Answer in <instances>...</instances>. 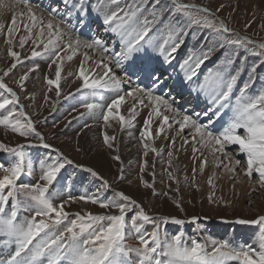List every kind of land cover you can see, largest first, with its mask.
Masks as SVG:
<instances>
[{
    "label": "snow or ice",
    "instance_id": "obj_1",
    "mask_svg": "<svg viewBox=\"0 0 264 264\" xmlns=\"http://www.w3.org/2000/svg\"><path fill=\"white\" fill-rule=\"evenodd\" d=\"M122 2L123 0H96L95 3H89V0H59L58 4L49 7V17L45 22V18L37 16L30 0H16L17 6H25L28 19L23 24L27 35L19 37L18 46L23 49L32 41L35 46L31 51V58L48 55L49 67L55 65V78L46 79V83L48 91H55L57 98L61 96L64 62L72 61L81 48L110 53L116 66L121 69L125 68L126 62H130L124 72L126 80L118 77L110 64L105 63L102 58L96 65L102 66V74L90 76L94 69L85 68L84 62L90 57L87 53L84 54V62L80 64L76 75V79L81 80V85L76 91L86 90L92 97V102L81 105L87 110L86 113H80L81 117H99L105 126H110V120H118L122 127H134L138 105L149 108L140 133L141 139L145 141L144 157L148 156L149 151L157 156L163 152V149H157L147 142H154L152 126L155 118L159 121L157 136L170 132L176 126L175 135L168 137L173 147L177 137L183 140L182 147L190 143L188 137L181 136L188 130L193 159L198 158L197 153L204 157L199 169L201 172L207 165L205 153L213 157L216 167H221L222 161L217 156L230 159L226 148L238 146L237 151L242 154L246 163L244 175L251 180L255 174L258 177L257 183L264 189V77L261 78L260 87L249 92L256 83L260 64L248 63L249 56L264 58V42L257 43L231 29L206 6L184 3L182 0H167L165 4H161V0H132L130 4L121 7ZM102 9L107 11L102 13ZM146 10L153 17L151 21L142 19ZM165 11L170 13L168 36L158 48V56L164 64H171L175 60V54L192 29H195L194 40L203 36L204 41H212L209 48H204L201 44L198 49L190 51L180 64L183 81L189 84L190 90L198 98L202 97L207 103L203 111L191 114L185 111L182 114L174 106L178 103L175 97L165 99L164 95L155 94L164 81L144 61L150 55L149 49L153 48L149 33ZM90 13L102 15L106 31L118 38L111 46L100 38L82 40L79 35L75 38L70 35V32H78L85 27ZM24 15L23 12L15 13L7 26L5 43L8 45L7 54L13 63L0 76V127L27 141L26 144L14 146L0 142V154L8 158L6 162L0 161V173H3L0 176V264H264V216L250 221H236L242 225L259 226L258 233L250 243L190 238L182 230V226L186 223L196 224L198 217L194 216L186 221L174 216L150 215L141 203L125 192L113 189L109 181L93 168L74 164L58 148L47 143L44 135L37 131L35 122L20 105L21 96L4 82V78L22 63L20 53L14 49L17 46L16 34L20 31V20ZM177 15L180 16L179 20L175 19ZM57 17L59 22L54 23ZM61 24H65L69 31H65ZM34 30L38 34L34 35ZM0 34H5L4 23H0ZM117 43L122 47L120 52L115 51ZM221 49H224L223 59L214 68L208 69L202 81L192 87L189 82L200 76L201 68ZM38 68L36 65L19 77L17 84L21 91H26L25 82L29 79V73ZM246 70L247 79L241 82L240 78ZM142 76L150 81L148 86L142 87L137 83L124 92L125 84L131 85L133 77L139 81ZM101 92L114 93L106 106ZM126 96L133 98L128 117L119 111L121 105L126 103ZM50 99L45 97L46 102ZM164 112L170 115H165ZM115 139V136L105 132L102 142L108 149H113ZM29 148L46 151L34 158L27 151ZM167 156L171 167L173 152L169 151ZM112 158L121 164L117 181L123 182L126 179L123 161L118 154ZM69 165L87 172L96 181L94 192L84 191L78 196L65 192L67 182L62 185L58 177ZM240 165L241 159H235L234 166L229 171L235 174ZM34 167L40 171L39 179L35 183L23 182L22 177H30ZM148 167L145 159L140 168L143 187L151 190L154 196H169L183 211L179 200L170 195L180 191V181L175 173L168 172V179L175 181L177 187L170 188L169 192L158 193L155 188V172L151 173L152 182L143 179L142 174ZM196 172L197 169L193 168V181ZM185 182H188L187 176ZM208 183L215 187L211 178ZM213 197L214 193L209 195L210 202ZM81 202L98 205L105 211L102 214H93L91 211L81 214L68 210L72 204ZM169 224L181 226V230L169 236ZM148 225L151 230H147ZM133 237L137 241L136 245L128 243Z\"/></svg>",
    "mask_w": 264,
    "mask_h": 264
},
{
    "label": "rangeland",
    "instance_id": "obj_2",
    "mask_svg": "<svg viewBox=\"0 0 264 264\" xmlns=\"http://www.w3.org/2000/svg\"><path fill=\"white\" fill-rule=\"evenodd\" d=\"M11 1L16 2V0ZM58 2V0H30L32 6H35L37 9L46 11L48 13L49 7L51 5L58 4ZM131 2L132 0H123L121 5L122 7H125V5L130 4ZM182 2L194 3L198 6H206L213 13H215L217 17L223 19L231 29H234L241 35L248 36L251 40L257 43L264 42V0H182ZM89 3H92V0H89ZM165 3H167V0H161V4ZM157 7H159V5ZM103 11L107 10L102 9L101 12L103 13ZM90 15L96 20V13ZM143 18H147L149 21L153 19L148 10H146L143 14L142 19ZM56 19L59 21V17ZM169 19L170 13L165 11L163 17L153 27L152 32L149 33V36L152 37L153 48L149 50L150 55L144 62L150 64V66L153 67L156 72L166 69V71H163V74L165 72L168 76H174L173 83H175L178 78L182 79L180 67L172 70L170 67L171 64H164L162 62V58L158 56L157 49L163 44V41L168 36L167 24ZM175 19L179 20L180 16L177 15ZM6 22L7 18L5 19V34H0V76H2L3 71L6 70L11 65V63H13L12 58L7 54L8 45L5 43L7 38L6 29L7 26L10 25L11 21L9 24H6ZM75 22L76 21L74 20V23ZM95 23L90 22V20L86 21L85 27L82 29L93 28L95 31V28H99L102 33H105V36L102 33H99L103 37L97 36L96 38L103 39L106 42L111 41L112 43L118 39L117 37L110 36V32H105L106 26L99 24V27H97L98 24ZM23 24H25L24 17H22L20 20V31L16 34L17 46L14 49L20 53L22 63L18 64L17 68L13 70V72L8 77L4 78V82L7 83L9 87H12L15 91H17L21 96L20 105L24 108L27 115L35 122L37 131L44 135L47 143L58 148L65 156L73 160L74 164L93 168L101 176H103L104 179L109 181L113 189L117 191H123L141 203L150 215L168 217L174 216L186 221L191 217H198L199 220L196 224L186 223L184 226H182V230L190 238H212L216 240L228 239L233 243L252 242L253 238L258 233L259 226L251 224L242 225L236 221L240 219L250 221L260 216H264V189L260 188L259 184L257 183L258 177L255 174L252 179L249 180V191H242V195H240L242 197L238 196L234 202L228 200L226 201V199L222 197V194L217 192V184L215 185L213 183L215 187L209 185L208 180L210 177L204 180L196 173L195 180L193 181V172H190V170H187L182 166L179 167L180 165L177 164L179 161L176 162V158H178L176 157V152H181L182 154L187 155L188 150L186 146L182 147L183 143L180 144V148L178 147L177 143L175 144V147H173L170 143V140L168 139L171 134H168L167 132L166 135L163 134L164 137L168 139V141L165 145L159 146L160 137L156 135L157 132L156 130L154 131L155 127L152 126L154 142H147L157 149H163V152L160 156H157L155 153L149 151L148 156L144 157L143 153L145 149L143 144L145 141L141 139L140 133L143 130L144 120L146 119L147 113L150 110L149 108L143 106L138 107V113L140 114V117L136 118L133 122L134 127L128 125H124L122 127L118 120H110V126H105L103 120L99 117L93 118L88 115L81 117L80 113H86L87 111L81 105L84 102H92V97L86 90L83 92L76 91V89L81 85V80L76 79V75L79 73L78 66L75 65L73 61H67L68 71L62 75L61 96L57 98L55 91H48V85L46 83V79L55 78V65H52L51 68L49 67L50 59L48 55L43 54L39 57L31 58V51L35 46L32 41H29L23 49L19 48L18 46L19 37L21 35H27L23 28ZM63 26L67 29L65 24H63ZM66 31H68V29ZM194 31L195 29L190 30L188 35L185 37V42L183 44V49H185L183 61L188 57L190 51L198 49L201 44H203L204 48H209L212 46V41H204L203 36L194 40ZM88 32L89 31H87V33ZM35 34L38 33H34V35ZM74 34L79 35L80 37L83 35L82 37L84 40L95 38V34L92 32L90 33L91 37H88L84 33L78 34L73 32L72 34V32H70V35H72L73 38H75ZM109 46H111V44ZM118 47H120L118 51L120 52L122 47L119 43L116 44L115 50H117ZM102 54L104 56L102 55L101 57H103V60L105 58V63L110 64L116 75L126 80L127 77L124 75V72L128 68V63L130 62H126L127 64L125 63L126 67L123 70L121 68L117 69L112 55H108L107 53ZM110 57L111 59L109 60ZM223 57L224 49L214 53L211 59L207 61L201 68L199 79L202 80L203 75L208 71V69L214 68V66L219 63ZM253 62L259 63L260 66L257 68L256 83L253 85V89H249V92H253L254 89L260 87L262 83L261 78L264 77V58L249 56L248 63L251 64ZM36 65L39 66L38 70L30 72L29 79L25 82L26 91H21L17 84L19 77L25 73H28L29 70ZM129 75H131V73H129ZM172 77H169V79ZM246 79L247 70L245 71V74L242 75L240 80L243 82ZM133 81L134 83L132 86L125 84V86L128 87H124V92H127L130 87H135V81H137L135 77H133ZM138 82H140V86L146 87L141 83L150 81L147 79V77H143ZM177 88V85L173 86V89L177 90ZM100 95H103V103L106 106L108 103H110V99L112 96H114V93L101 92ZM235 95L236 93L234 92V96ZM46 96L51 98L47 102L45 101ZM183 96H185V94H179L178 97ZM65 97L68 98L66 99ZM187 100H189V97H187ZM97 102L99 101L97 100ZM145 103L148 102L145 101ZM174 106L176 107L177 104ZM178 110H180L181 113H185V111L187 112L186 108L183 109L178 107ZM191 113L192 112H187V114ZM128 114L125 116L128 117ZM164 114L169 115L167 112H164ZM144 115H146V117L140 119L141 116ZM172 129H174V127ZM105 132H107V134L110 136L116 137L115 141L113 142V149H108L102 142L103 134ZM0 142H4L13 146L16 144L27 143L25 138L20 137L18 134H14L9 130H5L2 127H0ZM32 142L36 143L35 140ZM189 145H192V143L190 142ZM77 148H80L81 150L77 151ZM237 148L238 146H228L226 148V152H232L233 155L229 156L230 158L241 159V165L237 167V169L241 172L242 166L244 169L246 168V163L242 154L237 151ZM27 151H29L35 158L38 155H42L46 150L29 148ZM169 151L173 152V161L171 167L168 165L167 153ZM117 154L123 161L126 174V179L123 182L117 181L121 164L112 158ZM197 157L201 162V158L204 159V157L200 156L199 153H197ZM7 159L8 158L6 156L0 154V161L2 160L6 162ZM145 159H147L149 167L142 174L143 179L152 182L153 177L151 173L155 172V188L158 193L169 192L170 188L174 189L177 187L175 181L168 179V172L171 171L175 173L176 177L180 181V191L179 193L172 192L170 195L175 196L179 200L183 211H181V209L176 206V203H174L173 199H170L169 196H154L151 190L143 187L140 179V168L142 167L143 161ZM225 159L226 158L223 156V161ZM207 163L209 164L208 161ZM226 165L227 163L222 162L221 167H216L215 165L211 166H213L217 170L218 175L222 177L221 171L227 167ZM2 175L3 173H0V176ZM39 175V169L34 167L32 175L30 177H22V180L26 183H35L39 179ZM186 176L188 177L187 183L185 182ZM243 177V181L246 180L245 178H248L247 176ZM58 179H60L62 185L67 182V186L65 188V192L67 194L78 196L84 191H95L94 185L96 181H94L87 172L76 169L72 165L66 166V168L62 170V173ZM230 183L232 188L239 187L237 184H235L236 186L233 185L232 181H230ZM212 193H214V197L213 201L210 202L208 197ZM107 195H111V193H107ZM73 209L76 210L73 211ZM68 210L73 213L81 212V214H84L86 211H91L93 214H102L105 211L99 208L98 205L84 202L72 204ZM146 228L147 230H151L150 225L146 226ZM178 230H181V226L172 224L167 226V232L169 236L175 234ZM128 243L136 245L137 241L133 237L128 240Z\"/></svg>",
    "mask_w": 264,
    "mask_h": 264
},
{
    "label": "bare ground",
    "instance_id": "obj_3",
    "mask_svg": "<svg viewBox=\"0 0 264 264\" xmlns=\"http://www.w3.org/2000/svg\"><path fill=\"white\" fill-rule=\"evenodd\" d=\"M92 3H95V0H92ZM120 6L122 7V5H120ZM32 8L36 12L37 16L38 17L42 16L43 18H45V22H46L47 18L49 17V15H48L49 13L46 12V11H42V10L37 9L35 6H32ZM17 12L25 13V15L23 17H24L25 23H27L28 19H27V15H26V8H25V6L23 4H20L19 6H17L15 1L0 0V23H4L5 24V19L7 18L6 24H9V22L12 19V16L14 15V13H17ZM90 14L93 15V13H90ZM89 17L92 18L91 15ZM92 19L98 23V27H99V24H102V15H98L97 14L96 15V20L94 18H92ZM55 22H59V21L57 19H55L54 23ZM61 27L65 28L63 26V24H61ZM66 30L67 29L65 28V31ZM81 32L84 33L85 35H87L88 37H91L90 36L91 32H88V33H87V31H81ZM105 32L107 33V31H105ZM34 33H36L35 30H34ZM72 34H73V32H72ZM94 34H95V38L97 36L103 37L99 33H94ZM75 36H77V35H75ZM110 36L116 37L112 33H110ZM81 39L84 40L83 37ZM183 47L184 46L182 45L181 48L179 49V51L175 54V56H176L175 60L172 61L171 65L169 64L172 70H175L177 67L179 68L180 64L183 62V57H184V53H185V49H183ZM85 53H87V55L90 57V59L87 62L83 61V57H84ZM104 54H106V52H104ZM102 55L103 54L100 53L99 50L92 51V50H86V49L81 48V49H79L77 55L73 58L72 61H73V63L75 65L78 66V68H79L80 64L82 62H84L86 69H90V68L94 69V71L90 73V76H96V75L102 74V72H103L102 66L101 67H97L96 66L99 63L100 59L101 58L103 59V57H101ZM105 57H106V55H105ZM110 59H111V57L109 58V60ZM104 60H105V58H104ZM117 69H118V67H117ZM66 71H68L67 60H65V62H64L63 71H62L63 74L62 75H64L66 73ZM199 78H200V76L197 79H195L193 82H189V83H191L192 87H195L197 85L196 84L197 80L201 81V79H199ZM180 86L181 85L179 84V87ZM185 86L187 88H189V84L188 83H185ZM125 87H128V86H125ZM189 91H191V90H189ZM181 94H183V93H181ZM176 95H179V93H176ZM125 99H126V103L121 105V108L119 110L120 113L123 114V115H127L129 113V111H128L129 107L133 103V98L132 97L126 96ZM145 101H147V100H145ZM193 106H195V105L193 104ZM138 107H141V106L138 105ZM139 117H140V114L138 113L136 118H139ZM145 117H146V115L141 116L140 119H143ZM158 124H159V121L154 118L153 126L155 127L154 131L156 130V132L158 131ZM173 127H174V129H172L170 132H167L168 134H172L171 136L175 135V132H176V126L174 125ZM181 135H184V136L188 137L189 141L191 142V137L188 136V130L187 129ZM159 137H160L159 146L165 145L166 142L168 141V139L165 138L164 135H159ZM176 143L178 144V147L180 148V144L183 143V140L181 138H177L176 139ZM186 148L188 150V154L187 155H184L181 152H176V157L181 158L182 161H183L182 163H179V165L181 166V164H184L185 165V169L187 168V170H190V172L191 171L193 172V168H196L197 169V172H196L197 175L200 176L204 180L206 178H208V177L213 179L212 180L213 183L215 185L217 184V186H218L217 192L218 193L220 192V194H222V197H224L226 199V201L228 200V201H233L234 202V200L236 198H238V196L242 197V196H240V195H242V191L247 192V191L250 190L249 186H248L249 183H250L249 178H245L246 180L243 181V178H244L243 176H245L244 175V167L243 166H242L241 172L237 168H236V173L235 174H233L231 171H229V168L234 166V160L235 159L230 158V159H227V160L225 159L223 161V156L222 155H218L217 156L218 160L227 163V165H226L227 167H225L224 170L221 171V174H222V177H221L220 175H218L217 170L213 166H211V165H215L216 166V162H215V160L213 159V157L211 155H208L207 153H205V155L207 156V161L209 162V164L207 163V165L204 166L203 172H201L199 169L201 168L202 163H201V161L198 160V158L195 159V160L193 159L192 145L188 144V145H186ZM201 151H203V149ZM228 153H229V156L233 155L232 152H228ZM176 159H177L176 162H178V158H176ZM201 160H203V159L201 158ZM230 181H232L233 185L237 184L239 187H233L232 188ZM75 210L76 209H73V211H75Z\"/></svg>",
    "mask_w": 264,
    "mask_h": 264
},
{
    "label": "crops",
    "instance_id": "obj_4",
    "mask_svg": "<svg viewBox=\"0 0 264 264\" xmlns=\"http://www.w3.org/2000/svg\"><path fill=\"white\" fill-rule=\"evenodd\" d=\"M201 81H202V80H201ZM201 81L197 80V81H196V84L200 83ZM180 88H182V87L180 86ZM179 90H180V89H179V87H178L176 91H178V93L181 94L183 91L180 90V92H179ZM183 94H184V92H183ZM178 96H179V95H178ZM188 97H189V100H192V101H194V102L196 103V106H200V104H201V102H202V101H201L202 99H201L200 97L198 98L197 95H196L195 93H194L193 95H189ZM191 97H192V98H191ZM171 135H172V134H171ZM174 157H175V155H174ZM178 161H179V162L177 163L178 165H179V163H182V162H183L182 159L179 158V157H178ZM181 166L185 168V166H184L183 164H181ZM181 166H179V167H181ZM186 169H187V168H186Z\"/></svg>",
    "mask_w": 264,
    "mask_h": 264
}]
</instances>
